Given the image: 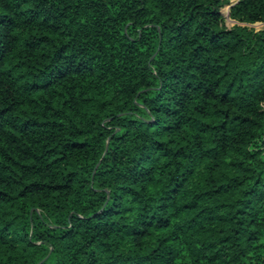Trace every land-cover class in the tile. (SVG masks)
<instances>
[{"label":"trees","instance_id":"trees-1","mask_svg":"<svg viewBox=\"0 0 264 264\" xmlns=\"http://www.w3.org/2000/svg\"><path fill=\"white\" fill-rule=\"evenodd\" d=\"M255 23L264 0H0V264H264Z\"/></svg>","mask_w":264,"mask_h":264},{"label":"rangeland","instance_id":"rangeland-1","mask_svg":"<svg viewBox=\"0 0 264 264\" xmlns=\"http://www.w3.org/2000/svg\"><path fill=\"white\" fill-rule=\"evenodd\" d=\"M235 0H229L230 3H234ZM221 13L224 17V24L227 28L232 27L235 23L230 20V18L228 17L229 14V6H225L222 10ZM249 28H253L255 30H262L264 28V24L262 23H255V24H251V25H246Z\"/></svg>","mask_w":264,"mask_h":264},{"label":"water","instance_id":"water-1","mask_svg":"<svg viewBox=\"0 0 264 264\" xmlns=\"http://www.w3.org/2000/svg\"><path fill=\"white\" fill-rule=\"evenodd\" d=\"M228 17H229V14H228Z\"/></svg>","mask_w":264,"mask_h":264}]
</instances>
